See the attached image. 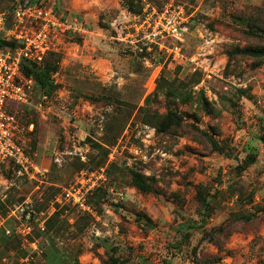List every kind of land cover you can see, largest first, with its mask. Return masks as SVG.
<instances>
[{"label":"rangeland","instance_id":"obj_1","mask_svg":"<svg viewBox=\"0 0 264 264\" xmlns=\"http://www.w3.org/2000/svg\"><path fill=\"white\" fill-rule=\"evenodd\" d=\"M26 1L87 34L59 36V89L20 110L30 134H53L40 148L29 135L34 178L0 165V264H264V56L240 53L264 49V0H126L183 7L177 60L136 42L138 16L109 0ZM85 42L109 71L65 62ZM77 184L89 211L62 197Z\"/></svg>","mask_w":264,"mask_h":264},{"label":"built area","instance_id":"obj_2","mask_svg":"<svg viewBox=\"0 0 264 264\" xmlns=\"http://www.w3.org/2000/svg\"><path fill=\"white\" fill-rule=\"evenodd\" d=\"M137 20L133 25L136 42L148 50L157 48L167 52L173 60L184 58L180 41L189 33V18L183 7L170 4L158 10L146 2ZM79 23L75 18L69 24L54 6L43 2L30 4L26 0H16L11 13H0V40L17 44L0 47V165L11 164L20 175L30 178L39 175L27 147L28 134L34 126L23 125L19 115L20 108L33 101L36 85L33 78L22 73L21 65L24 61L42 65L49 54L59 52L58 38L62 34H87ZM112 25L118 29L115 23ZM48 100L49 97L43 95L37 109H46L44 105ZM15 108L19 110L13 111ZM92 189L77 184L65 189L62 197L72 206L89 211L87 196Z\"/></svg>","mask_w":264,"mask_h":264},{"label":"trees","instance_id":"obj_3","mask_svg":"<svg viewBox=\"0 0 264 264\" xmlns=\"http://www.w3.org/2000/svg\"><path fill=\"white\" fill-rule=\"evenodd\" d=\"M16 2L13 3L10 6V9L8 10H13L14 6H15ZM119 4L121 6V8L125 11H127L129 14H133L135 16H139L142 11H140L139 14L136 13V11L134 10L133 6L128 4L126 2V0H120ZM143 9V7H142ZM158 10H162V9H158ZM187 35V34H186ZM185 35V36H186ZM4 45H10L12 47L17 46L16 43H6L0 40V47L4 46ZM240 53L244 54V55H248V56H253V57H262L264 56V49H257V48H246L240 51ZM54 55V54H52ZM55 56V55H54ZM59 63H60V57L57 56L53 62H49L48 59L44 61V63L40 66L33 64V63H29L27 61H24L21 65V69H22V73L28 77V78H33L35 81V91L39 93V95H47L48 97H51V95H53V93L59 89V86L57 84H55V82L52 79V74L56 73L58 68H59ZM31 106H24L21 109L22 114H24L23 118H27L29 117V113H30V108ZM169 119L171 120V117L169 116ZM35 124L34 121H28L26 124L30 125V124ZM37 128V125L35 124V129ZM37 131V130H36ZM31 136V144H36V146L38 148H40V146L44 145L43 139H41L38 134H28V136ZM29 136V137H30ZM30 150H28V153ZM253 163V161H251ZM134 182L135 184L139 187V189L141 191L147 192L149 191L150 187L148 185H146L143 180H142V176L138 175V174H134ZM216 261H219L218 258H216Z\"/></svg>","mask_w":264,"mask_h":264},{"label":"crops","instance_id":"obj_4","mask_svg":"<svg viewBox=\"0 0 264 264\" xmlns=\"http://www.w3.org/2000/svg\"><path fill=\"white\" fill-rule=\"evenodd\" d=\"M109 2H113L114 7L120 9L119 2H117L115 0H109ZM120 15L121 16L124 15V18L126 19V21L131 19V15L123 9H122V11H120ZM121 16L119 19H121ZM87 42H85V44H83V45L76 44L75 47H72L73 53H71V57H73L74 60H71V59L68 60L67 59V60H65V62H69L70 64L81 63L83 66L88 67V69H90V71L97 76L101 75V73L104 71V69L109 71V69L111 68V63L106 61L105 59H96L94 56L93 57H90V56L84 57L85 50L88 49L90 51H94L96 49L95 46H89ZM73 61H74V63H73ZM42 117H44V119L47 118L45 116H42ZM32 125L35 127V124L32 123ZM52 134H53V132L50 130V128H47L45 131L38 133V136L41 139H43V142L45 145V142L49 144V141H51L49 139V137L52 136ZM30 140H31V138H30Z\"/></svg>","mask_w":264,"mask_h":264}]
</instances>
